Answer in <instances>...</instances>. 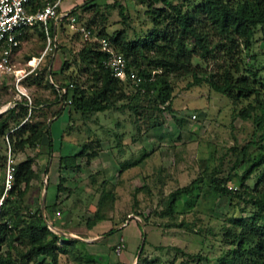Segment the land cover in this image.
<instances>
[{"label":"rangeland","instance_id":"1","mask_svg":"<svg viewBox=\"0 0 264 264\" xmlns=\"http://www.w3.org/2000/svg\"><path fill=\"white\" fill-rule=\"evenodd\" d=\"M171 1L179 3L181 0ZM109 2L96 12L84 13L81 21L77 20L74 25L88 26L93 34L103 30L107 35L124 28L128 38H133L142 36L152 27L151 12L162 6V3L151 0ZM55 35L56 47L51 45L52 49L47 50L37 63V57L45 49L46 38L37 28L26 29L10 63L15 70L34 68L18 84L13 77L0 74V111L7 109L14 100L27 99L28 96L30 101L41 102L31 112L30 121L47 125L60 108L59 102L54 101V93L43 83L45 76L50 81L49 74L46 75L50 66L58 69L63 61V70L51 78L55 82L69 81V76L80 82L85 79L76 60V52L84 41L83 35L75 33L61 20L56 23ZM261 37L260 26H257L250 45L246 47L240 43V53L235 56L240 64L234 75L248 76L256 81L254 85L257 87L259 81L264 80ZM191 62L202 71H215L220 65L229 64L227 60L212 55L206 59L194 55ZM35 74H43L42 85L29 83L28 77ZM169 80L172 113L156 109L155 106L162 105L152 96L129 94L128 98L117 101L122 105L120 109L91 112L86 117L71 111L70 120L61 113L50 123L54 139L50 152L45 137L43 144L25 146L16 151L14 159L17 162L31 156V166L37 178L31 181L23 198L12 197L15 204L29 218L34 210L40 209L44 195L43 212L48 230L60 234L54 242L55 262L48 255L38 256L37 260L42 264H126V259L129 264H213L230 246L231 232L240 230L230 218L253 215L250 203L230 194L215 192L207 182L212 177L225 175L236 153L245 144L247 154L255 156L264 152V140L260 137V130L255 128L249 107L250 103H255L254 93L235 97L213 91L204 82L188 86L189 75H169ZM259 88L258 99L264 103V89ZM242 109L249 111V117L238 115ZM59 135L61 140L72 144L70 149L62 147L60 142L58 144ZM79 142H91L92 147L97 148L96 154L88 157L89 150H86L69 168L63 169V189L57 191V157L71 151ZM260 144L263 145L260 147ZM3 149L0 138V154ZM125 161L135 163L121 168L120 164ZM262 167L255 168L244 181L245 190L252 192ZM1 173L0 167V176ZM185 186L191 187L190 192L178 196L168 209V194ZM240 186L233 177L228 183V187ZM54 195L56 201L46 206V198ZM242 198L247 195L243 194ZM2 211L10 212L8 209ZM96 216L104 217L113 227L120 224L108 236V241L118 243L119 251L116 246L108 249L107 243H95L96 240L92 239L108 229L107 226L97 233L88 231L87 223ZM66 234L86 240L72 237L76 240L70 241ZM43 236L50 238L47 231ZM14 243L24 250L28 238ZM103 245L106 248L102 250ZM1 250L5 247L2 246ZM129 250L132 251L128 256ZM28 264L34 263L29 261Z\"/></svg>","mask_w":264,"mask_h":264},{"label":"trees","instance_id":"2","mask_svg":"<svg viewBox=\"0 0 264 264\" xmlns=\"http://www.w3.org/2000/svg\"><path fill=\"white\" fill-rule=\"evenodd\" d=\"M45 1L47 0H28V4L33 9ZM151 1L160 2L162 6L152 10V27L142 36L128 38L124 28L109 35L103 30L93 34L92 30L85 26L89 34L84 37V41L76 52V60L85 73L83 81L80 82L77 78L70 76V80L65 82L51 80L54 75L63 70V61L58 69L50 66V70L46 72L51 82L46 76L44 78L43 74L28 77L29 83L36 85L45 83L44 85L54 93V101L60 104V108L47 125L40 121H30L31 112L41 104L40 101L22 98L14 100L7 109L0 111V138L4 143L3 152L0 154L2 168L0 191L5 162V137L13 155L25 146L42 143L44 136L47 138V151L50 152L53 148L50 123L61 113H65L66 119L70 120L71 111L86 117L91 112H102L111 108L120 109L122 105L117 104V101L128 98L129 94L135 97L152 96L158 104L162 105L155 106L156 109L168 110L172 113L169 75H189L191 80L187 83L188 86L204 82L213 91L235 97H245L254 93L255 103H250L249 107L254 116L255 128L260 130V137L264 140V103L258 99L259 87L264 89V80L259 81L261 86L257 87L254 85L256 81L250 80L248 76L234 75L239 70L240 62L235 59V56L240 53L239 45L240 43L246 47L250 45L257 26H260L262 33L260 42L264 44V0H181L179 3H173L171 0ZM109 3V0L92 1L85 4L82 10L85 13L96 12L102 5ZM69 13L75 17L78 15L75 9L70 10ZM80 18L81 15H78V19ZM33 27L37 28L36 25ZM26 29H21L17 35L19 40L24 36ZM38 30L45 37L43 30ZM49 31L51 35V24ZM75 33L81 32L75 30ZM102 39L107 40L113 50L122 54L126 68L134 70L139 76L137 82L131 79H119L112 74L105 63L109 53L100 47ZM189 40H191L190 43ZM54 45L56 47V42ZM194 55L201 59L212 55L216 59L227 60L229 64L224 63L215 71H202L198 69L197 64L192 66L191 59ZM27 75L20 82L24 81ZM252 75L255 77L254 72ZM1 76L13 77L12 74H1ZM43 78L45 81L42 83ZM126 105L129 106V104ZM238 115L242 118L249 117V111L242 109ZM59 142L61 143V135H59L58 144ZM78 146L80 147L78 151L71 154H59L57 157L58 182L55 187L57 191L63 189L61 185L63 169L69 168L73 161L86 150H89L86 154L88 157L96 154L97 148H93L91 142H79ZM246 146L247 144L236 153L225 175L212 177L207 182L215 192L230 194L250 203L254 212L248 218L243 216L230 218V221L235 226H239L240 230L231 232L230 246L218 255L213 264H264V152L252 156L247 154ZM31 163V156H26L19 162L15 161L13 185L0 207V264H28L29 261L42 264L37 258L45 255L50 256L52 262H55L54 242L60 234L48 230L40 209L34 210L29 218L25 217L12 198L13 196L18 199L23 198L31 181L37 178ZM133 163L135 162L125 161L120 166L124 168ZM259 165L263 167L254 189L251 190L252 193L245 190L243 183ZM240 167H242L241 170L237 171ZM232 177L239 181L240 187H228ZM260 183L261 186H257ZM190 189L191 187L185 186L170 192L166 199L168 209H171L178 196L189 193ZM243 194H246L247 198H242ZM55 201L56 197L53 203ZM3 209H8L10 212L7 214L2 211ZM103 219L102 216L90 218L87 227L90 228ZM114 230L115 228L112 227L104 232V235H109ZM44 231L50 234L49 239L44 238ZM25 237L28 238V246L23 250L14 242ZM68 238L70 241L76 240L72 237ZM2 246L5 247L3 251Z\"/></svg>","mask_w":264,"mask_h":264},{"label":"built area","instance_id":"3","mask_svg":"<svg viewBox=\"0 0 264 264\" xmlns=\"http://www.w3.org/2000/svg\"><path fill=\"white\" fill-rule=\"evenodd\" d=\"M59 5L60 0H47L43 4L31 9L28 0H0V74H12L15 84H18L34 68L30 66L28 70H15L11 66L10 58L20 42L17 35L21 29L33 28L36 25L45 34V49L37 57V63L47 50L52 49L51 45L55 46V35H50L49 33L50 24L54 28L57 21L64 20L69 27L80 31L83 37L89 34V30L84 26H75V16L70 14L68 10L60 11ZM100 47L109 53L105 63L114 76L123 80L131 79L135 82L139 80V76L135 74L134 70L126 68L125 59L122 54L113 50L107 40L102 39ZM18 91L21 93L19 89ZM27 99L29 100L28 96ZM5 142L6 149L1 182L2 188L0 191V207L12 188L15 171V159L7 137H5ZM116 251H119V247L116 248Z\"/></svg>","mask_w":264,"mask_h":264},{"label":"crops","instance_id":"4","mask_svg":"<svg viewBox=\"0 0 264 264\" xmlns=\"http://www.w3.org/2000/svg\"><path fill=\"white\" fill-rule=\"evenodd\" d=\"M92 1H99V0H60V5H59V10L60 11H70V10H72V9H75L76 10V12H78V15H83L85 12H83V10H82V7L85 5V4H88L89 2H92ZM78 15L75 17V22H77V20H80V19H78ZM81 21V20H80ZM52 34L53 35H55L56 34V27H54V28H52ZM56 36V35H55ZM53 54H55V52H53ZM33 58H36L35 56L33 57ZM53 122V121H52ZM51 131V130H50ZM51 133V132H50ZM52 136V135H51ZM45 137V136H44ZM44 137L42 138V141H43V139H44ZM59 137V136H58ZM52 139H53V137H52ZM54 140V139H53ZM58 140H59V138H58ZM70 145H72V144H70L67 140H61V146L62 147H64V148H67V147H69V149L71 148V146ZM77 147H79L78 145H73L72 146V150L71 151H69L68 153H66V154H71V153H74V152H76V151H78V150H76V148ZM62 150H64V149H62ZM54 197H55V195L51 198V197H49V198H46V204H49V203H52V201L54 200ZM108 222L105 220V219H103V220H101V221H99V222H97V223H95L92 227H90L89 229H88V231L90 232V233H92V232H96L97 233V231H100V229H102V228H104V229H107V228H105V227H107L108 226V229L107 230H109L110 228H112L113 226L112 225H108L107 224ZM119 226H120V224H118V225H116V226H114V228L115 229H117V228H119ZM106 230V231H107ZM106 231H103L102 232V230H101V232H102V234H100L99 235V239L97 238V237H94V238H92L93 240L95 239L96 240V242L95 243H97V242H100V243H105V245H106V243L108 244L107 245V247H108V249L109 248H114L115 246V248H117L119 245H118V243H116L115 241H108V236H110V235H104V232H106ZM100 232V233H101ZM74 236H77V235H74ZM77 237H79V236H77ZM79 239H81V240H86V239H84V238H82V237H79ZM94 243V244H95ZM92 247V246H91ZM100 247V246H99ZM121 247V246H120ZM93 249H95V247H92ZM104 248H106L104 245L102 246V250L104 249ZM122 248V247H121ZM97 250V249H96ZM133 250V249H132ZM131 250V251H132ZM114 251V250H113ZM130 250H129V253H128V256H129V254H130V252H131ZM116 253V252H115ZM118 254H119V252H118ZM126 261H127V263L126 264H129V260H127L126 259Z\"/></svg>","mask_w":264,"mask_h":264},{"label":"water","instance_id":"5","mask_svg":"<svg viewBox=\"0 0 264 264\" xmlns=\"http://www.w3.org/2000/svg\"><path fill=\"white\" fill-rule=\"evenodd\" d=\"M45 186H46V184H44V188H45ZM43 201H44V195H42V198H41L40 209H41V213H42V215H43V219L46 220L45 215H44V212H43V210H44V209H43V208H44ZM141 228H142V233H143V232H144V229H143L142 224H141ZM58 232H61V231H58ZM64 234H65V233H64ZM66 236H68V237H77V236L69 235V234H66ZM77 238H79V237H77ZM142 238H143V236H142ZM94 240H95V239H94Z\"/></svg>","mask_w":264,"mask_h":264}]
</instances>
